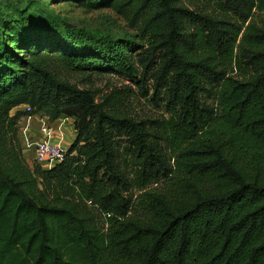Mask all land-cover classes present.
Segmentation results:
<instances>
[{
    "label": "trees",
    "instance_id": "trees-1",
    "mask_svg": "<svg viewBox=\"0 0 264 264\" xmlns=\"http://www.w3.org/2000/svg\"><path fill=\"white\" fill-rule=\"evenodd\" d=\"M73 1L113 10L134 40L67 39L29 6L14 21L0 10V264H264V29L247 25L264 0H206L219 14L186 0ZM227 62L246 66L243 80ZM64 73L142 90L152 80L154 98L167 97L173 158L148 123L119 112L121 95L99 101ZM207 85L216 108L202 103ZM34 116L75 120L55 169L24 157L20 126ZM162 181L169 194L148 190Z\"/></svg>",
    "mask_w": 264,
    "mask_h": 264
},
{
    "label": "rangeland",
    "instance_id": "rangeland-1",
    "mask_svg": "<svg viewBox=\"0 0 264 264\" xmlns=\"http://www.w3.org/2000/svg\"><path fill=\"white\" fill-rule=\"evenodd\" d=\"M186 1L194 12L201 11L209 14H219L217 6L206 0ZM26 6L37 11V20L42 23V28L46 29L48 27V22H45L47 17L54 18L58 27V29H56V34L59 37L64 36L69 39L72 33H74V35H77L79 38L83 36L95 38L97 40H134L135 32L129 28L127 22L122 17L111 9L86 7L82 2L73 0H0V10L7 13L8 21L16 20L20 12ZM250 23L255 24L260 29H264V12L255 11L247 25ZM226 69L228 71L227 75L236 80H243L245 74L248 73L246 66L240 68L235 63L231 64L230 62H227ZM63 75L82 88L86 86V88L98 91L99 101L105 97L115 95V93L116 95H121L124 102L118 105L119 112L132 117L138 122L148 123L152 135L164 138L163 148L168 152V158H173L177 150L175 146L178 144L168 135L169 133H166L168 131L163 129V125L167 126L168 121L171 119V114L168 113L166 107L167 97L166 95H162V99L154 98V82L152 80L148 83L147 89L142 90L138 84L125 81L112 74L95 75L91 83H85V76L67 73ZM146 91H148V94ZM218 93V88L207 85V90L201 95L203 105L209 108H216ZM40 117L41 119L45 118L43 116ZM41 119L35 118L30 120L31 122L29 121V123H36V125H39L38 130L40 135L41 128L45 125H49L52 128L50 136L56 138V140H53V143L61 146L65 151H68L77 138L75 120L62 118L52 123L50 119H47L46 122ZM162 132H164V135H161ZM50 136H48V138ZM31 162L32 159L28 161L29 165ZM32 167L34 168L36 165H31V168ZM126 168H129V173H127L129 182L134 184L136 181L135 170L137 166L134 162H131ZM148 190L156 194H169L171 188L168 185V181H162L151 185ZM133 194L135 200L141 195L137 190L134 191ZM136 201V203H138V200ZM88 210L99 222L102 229L107 222L104 216L93 207H90Z\"/></svg>",
    "mask_w": 264,
    "mask_h": 264
},
{
    "label": "built area",
    "instance_id": "built-area-1",
    "mask_svg": "<svg viewBox=\"0 0 264 264\" xmlns=\"http://www.w3.org/2000/svg\"><path fill=\"white\" fill-rule=\"evenodd\" d=\"M26 111L31 112V108L27 107ZM51 133L52 128L49 125H45L41 128L42 139L34 149V157L30 166L36 165L44 170H52L63 161L66 151L47 138Z\"/></svg>",
    "mask_w": 264,
    "mask_h": 264
},
{
    "label": "crops",
    "instance_id": "crops-1",
    "mask_svg": "<svg viewBox=\"0 0 264 264\" xmlns=\"http://www.w3.org/2000/svg\"><path fill=\"white\" fill-rule=\"evenodd\" d=\"M26 110H27V106H22V107L18 108L15 112H17V111H23L24 112ZM35 118L41 119L40 116L23 118V120L21 122V126H20L21 129H20L19 134H20L21 142L23 144L24 157L26 158L27 161H30V159L33 160L34 149L37 146L38 142L42 139V136L39 134V130H38L39 125H36V123L35 124L29 123L30 120L35 119ZM47 119H49V118L45 117L44 119H41V120L46 122ZM48 139L50 141L56 140V138H54L53 136H50Z\"/></svg>",
    "mask_w": 264,
    "mask_h": 264
}]
</instances>
